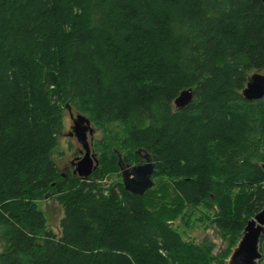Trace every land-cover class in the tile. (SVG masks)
<instances>
[{
  "label": "trees",
  "instance_id": "obj_1",
  "mask_svg": "<svg viewBox=\"0 0 264 264\" xmlns=\"http://www.w3.org/2000/svg\"><path fill=\"white\" fill-rule=\"evenodd\" d=\"M263 69L259 0H0V264H226L264 207V98L241 95ZM67 107L102 130L87 180L54 159ZM138 151L162 180L141 197L117 164ZM48 194L60 236L36 206ZM208 203L218 255L171 226Z\"/></svg>",
  "mask_w": 264,
  "mask_h": 264
},
{
  "label": "water",
  "instance_id": "obj_2",
  "mask_svg": "<svg viewBox=\"0 0 264 264\" xmlns=\"http://www.w3.org/2000/svg\"><path fill=\"white\" fill-rule=\"evenodd\" d=\"M264 3V0H259ZM243 98L247 101H258L264 98V75L261 72L252 74L246 87L242 91ZM193 89L182 91L174 101L176 109L187 107L193 100ZM69 112L70 107H67ZM73 118L70 137H75V141L81 146L82 158L75 163L74 174L80 179L87 180L97 169L99 161L96 153L92 149V142L89 137H93L94 128L91 127V121L84 115L70 114ZM144 164L125 165L119 156L118 166L121 173L124 190L135 196H143L147 191L155 186L154 175L157 172L156 164L150 154L145 153L142 156ZM242 238L237 246L233 248L227 261L228 264H258L262 259L260 244L264 236V207L251 220L246 222Z\"/></svg>",
  "mask_w": 264,
  "mask_h": 264
},
{
  "label": "rangeland",
  "instance_id": "obj_3",
  "mask_svg": "<svg viewBox=\"0 0 264 264\" xmlns=\"http://www.w3.org/2000/svg\"><path fill=\"white\" fill-rule=\"evenodd\" d=\"M261 73L264 75V69L261 71ZM68 114H73L75 117L76 114L79 113L74 110L69 112L68 109H65L63 116L64 119L67 118L69 121ZM84 116L87 117V115ZM71 125L72 123L69 121V126L67 129L62 127L63 129H61L58 135V147L54 153V159L61 174H66L67 172L65 169H69L71 175L73 170L72 163H77L79 158H82L83 156L80 153L82 150L81 146L77 143V141L74 140L73 137L69 136ZM93 126L94 125L92 124L91 127ZM93 128L95 130L93 140L100 139L102 136V130L98 129L97 127ZM119 174L121 175V173ZM119 180L120 177H118V174H114L112 177H105V179L102 181H98V184L106 187L112 184L114 181L116 182ZM159 181L162 182L161 178L156 177L154 180L155 185H157ZM164 182L166 183V181ZM49 194L43 200H39V202L37 201L36 206H38V209L44 214V218L47 220L49 230L60 236V222L63 217V209L60 205H58L54 197H49ZM217 212V206L213 205L212 203H208L199 207L185 205L184 212H182L177 220L171 222V226L179 233L181 237L180 239H183L185 242L191 244H206V246L210 245L212 246V254L218 255L222 249L226 247V243L214 224L215 219L217 218ZM7 238L8 235L5 228H0V253H3L7 249ZM228 260L229 258L224 262L228 264Z\"/></svg>",
  "mask_w": 264,
  "mask_h": 264
},
{
  "label": "flooded vegetation",
  "instance_id": "obj_4",
  "mask_svg": "<svg viewBox=\"0 0 264 264\" xmlns=\"http://www.w3.org/2000/svg\"><path fill=\"white\" fill-rule=\"evenodd\" d=\"M72 110V109H71ZM73 111V110H72ZM69 115V121H70V123H72V125H71V127L73 126V118L71 117V115L70 114H68ZM73 115V114H72ZM72 131H70L69 132V134L71 133ZM70 136V135H69ZM93 137H94V135H93ZM93 137H90V141L92 142V144H93ZM74 138V140H75V137H73ZM137 154L139 155V157H140V159H141V161L140 162H138V163H133V164H125V165H132V166H134V165H141V164H144V162H145V160H143V158H142V156H143V154H145L143 151H138L137 152ZM97 155V154H96ZM98 158V157H97ZM72 165H73V170H72V174L70 175V170L69 169H65V171L67 172L66 174H61V176L63 177V179H67V178H70L71 176H76L75 174H74V170H75V163H72Z\"/></svg>",
  "mask_w": 264,
  "mask_h": 264
},
{
  "label": "clouds",
  "instance_id": "obj_5",
  "mask_svg": "<svg viewBox=\"0 0 264 264\" xmlns=\"http://www.w3.org/2000/svg\"><path fill=\"white\" fill-rule=\"evenodd\" d=\"M68 126H69V121L67 120V118H65L63 121V127H64V129H67Z\"/></svg>",
  "mask_w": 264,
  "mask_h": 264
}]
</instances>
